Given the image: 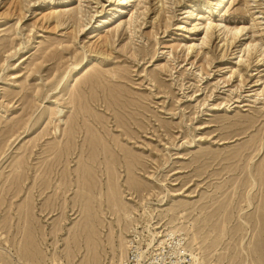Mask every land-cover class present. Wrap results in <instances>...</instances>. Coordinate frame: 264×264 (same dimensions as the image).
Listing matches in <instances>:
<instances>
[{"label": "rangeland", "instance_id": "rangeland-1", "mask_svg": "<svg viewBox=\"0 0 264 264\" xmlns=\"http://www.w3.org/2000/svg\"><path fill=\"white\" fill-rule=\"evenodd\" d=\"M222 1L0 0V264H117L144 204L207 264H264V0Z\"/></svg>", "mask_w": 264, "mask_h": 264}, {"label": "bare ground", "instance_id": "bare-ground-1", "mask_svg": "<svg viewBox=\"0 0 264 264\" xmlns=\"http://www.w3.org/2000/svg\"><path fill=\"white\" fill-rule=\"evenodd\" d=\"M123 1H126L125 2V6H127V3L129 2H131L132 0H123ZM224 2H228V3H230V0H223L222 1V3H224ZM220 7H221V4L218 6V9H217V12L218 11H220ZM78 8V7H77ZM70 9V10H66L65 9V11H63V12H55L54 10L53 11H51V13H49V14H47V16H44L47 20L48 19H53L54 21H55V23H56V25H57V27H59V26H61L63 23H64V21H65V19H67V21L68 20H70V21H73V25H74V27H76L75 25L77 24L78 26V29L80 30V31H83V28L86 26L83 22H82V17H84L83 15H82V10H80L79 8L78 9ZM130 13V12H129ZM131 13H132V11H131ZM219 16H221V13L219 14ZM50 19V20H51ZM67 21H65V22H67ZM69 21V22H70ZM136 21L137 20H135V16H134V18H133V13L131 14V15H129V19H128V21H127V23H125V25L127 26L126 28H127V30L130 32V35H131V30H132V28L134 29V27H135V24H136ZM82 22V23H81ZM70 23H72V22H70ZM64 25V24H63ZM97 25V27H92L94 30H93V32L92 33H96L97 32V30L102 26V23H98V24H96ZM119 26H120V23L114 28V32H117L118 31V29H119ZM204 29H205V35H206V38L208 37V35H209V31L212 29V23L211 22H208V23H206L205 24V26H204ZM78 30V31H79ZM239 32V31H238ZM97 39H100V44L101 43H107L108 41H109V38H108V36L107 37H105V38H103L101 35H96L95 36ZM106 38H108V41L106 40ZM106 41V42H105ZM125 48V47H124ZM88 60H87V58H83V59H81L80 61H78L77 63H75L74 64V68L75 69H81L82 68V66H83V64H84V62H87ZM76 72V71H75ZM59 112H62V110H59ZM47 115L46 116H48V115H50V118L52 119V117L53 116H55L54 115V113H52V112H47L46 113ZM78 114L80 115L79 116V118L80 119H82V116L84 115L83 114V111H82V109H79V112L77 113V116H78ZM83 114V115H82ZM56 118V117H55ZM59 118V121H63V119L62 120H60V117H58ZM78 117L77 118H74V121H76V124H77V122H78V119H79ZM70 120V119H69ZM83 121V120H82ZM69 124V123H68ZM71 126V125H70ZM78 126V125H77ZM56 128H57V130L59 131V126H55ZM13 128V127H12ZM11 128V129H12ZM69 128V127H68ZM10 129V130H11ZM10 132V131H9ZM8 132V133H9ZM7 133V134H8ZM11 133V132H10ZM54 133H56V132H54ZM11 135V134H10ZM7 136V135H6ZM11 137V136H10ZM9 136H8V138H10ZM250 146V145H249ZM100 166V165H99ZM18 167H20V165L18 166ZM17 167V168H18ZM263 167V166H262ZM261 166H260V168H262ZM16 168V169H17ZM20 169V168H19ZM246 170V169H245ZM16 172H18V171H16ZM246 172V171H245ZM261 172V171H260ZM259 175H261V174H259ZM262 176V175H261ZM249 178V177H248ZM250 179H251V184H250V187L253 189L254 188V186H257V179H256V177L253 175V173H250ZM108 181V180H107ZM106 181V182H107ZM125 183H127V182H125ZM71 184V183H70ZM133 187V186H132ZM99 188H101V187H99ZM128 189H129V187H127ZM101 190V189H100ZM254 190V189H253ZM113 192V191H112ZM106 193V192H105ZM100 194V191H99V193H98V195ZM114 195V194H113ZM251 195V194H250ZM249 191L247 192V194L245 195V197L247 196L248 198H249ZM82 199H83V197L84 196H80ZM99 197V196H98ZM97 197V198H98ZM114 197V198H113ZM111 199V201H114V199H116L115 198V196H113ZM248 201L250 202V200L248 199ZM119 202V201H118ZM120 202H121V200H120ZM248 202V203H249ZM126 204H128V203H126ZM250 204V203H249ZM112 206H111V208L113 209V211H114V213H116V214H118L119 216L118 217H120V218H122V217H124L125 219H127V221H131L130 219H131V217H132V214H133V211H135L137 208H135V207H132V208H128V207H126L125 205H123V203H117L116 201L113 203V204H111ZM130 209H132V210H130ZM154 209L155 208H152V207H150V206H146L145 204L143 205V212L146 214L145 216L147 217V219L145 220V222H146V225L145 226H142L140 223H139V221H137V220H135L133 223L131 222V224H129V222H127L126 224H125V228L127 227V230L126 229H123L122 228V226L120 227V233H119V235H118V240H119V248H120V255H118V262H117V264H124V260H125V255H126V251H127V239H128V235L127 236H125L124 234H126V233H124V230L125 231H128V230H130L129 231V233L131 232V230L132 229H134L135 227L136 228H141L142 229V231L143 232H147L148 233V235L149 236H151V237H156V236H160L159 234H162L163 232H165V233H167V234H172V235H177V236H179V237H181L184 241H185V243H186V245L188 246V248L190 249V251H192V252H194V253H196V254H198L199 255V253H197L194 249H196L195 248V240H196V238H197V235L196 234H194V232H195V228H197V225H195L194 223H192V222H184V220L183 221H179V222H177V223H175L174 221H172V224H171V226H170V228H164L163 227V229H162V225H157V222H156V218H155V216H156V213H155V211H154ZM169 209H171V208H169ZM171 211V210H170ZM169 211V212H170ZM136 212V211H135ZM143 212H141V213H143ZM140 213V214H141ZM184 214L183 213H181L180 215H179V217H181L182 218V216H183ZM137 217V216H136ZM158 219V218H157ZM242 219V218H241ZM121 220V219H120ZM242 221V220H241ZM159 222V221H158ZM162 222V221H161ZM160 223V222H159ZM124 224V223H123ZM165 224V223H164ZM144 225V224H143ZM245 225V224H244ZM221 226V225H220ZM161 228V229H160ZM222 228V227H221ZM198 230H200V228H198ZM221 230H223V229H221ZM2 238V237H1ZM195 239V240H194ZM200 256V255H199ZM201 257V256H200ZM57 258V257H56ZM202 258V257H201ZM1 259V258H0ZM69 259V258H68ZM56 259H54V260H52V264H63V262L62 261H55ZM58 260H60V259H58ZM22 261V260H21ZM92 261V260H91ZM202 261H203V263L204 264H207L206 263V261L204 260V258H202ZM114 262V261H113ZM19 264V263H18ZM91 264V263H90Z\"/></svg>", "mask_w": 264, "mask_h": 264}, {"label": "built area", "instance_id": "built-area-1", "mask_svg": "<svg viewBox=\"0 0 264 264\" xmlns=\"http://www.w3.org/2000/svg\"><path fill=\"white\" fill-rule=\"evenodd\" d=\"M151 237L141 228L131 230L124 264H204L185 241L172 234Z\"/></svg>", "mask_w": 264, "mask_h": 264}]
</instances>
